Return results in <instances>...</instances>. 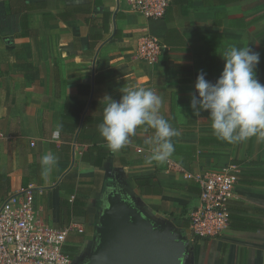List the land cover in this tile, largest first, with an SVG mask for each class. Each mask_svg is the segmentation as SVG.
Masks as SVG:
<instances>
[{
    "label": "crops",
    "instance_id": "0c3cea01",
    "mask_svg": "<svg viewBox=\"0 0 264 264\" xmlns=\"http://www.w3.org/2000/svg\"><path fill=\"white\" fill-rule=\"evenodd\" d=\"M144 35L164 47L154 63L135 53ZM232 46L260 54L255 72L264 84V0H171L157 21L130 11L126 0H0V177L11 179L14 191L8 196L43 193L54 211L50 223L60 229L94 224L99 193L111 181L107 171L120 168L127 190L145 211L170 221L190 241L189 264H264V140L224 142L213 134L208 113L196 115L190 107L198 74L203 71L215 83L225 63L221 56ZM140 88L162 98L159 114L179 133L172 138L171 159L198 172L226 169L237 176L229 227L221 238H189L186 216L200 189L168 172L165 162H147L154 130L138 128L102 167L81 161L89 146H106L98 130L104 96L118 101L125 90ZM77 114L73 138L66 139L64 131L54 139L57 125ZM46 152L58 162L43 175ZM134 176L156 177L162 195L141 196ZM72 179L84 184L79 190L87 197L86 216L66 225L58 201L68 196L60 185Z\"/></svg>",
    "mask_w": 264,
    "mask_h": 264
},
{
    "label": "clouds",
    "instance_id": "9594fccd",
    "mask_svg": "<svg viewBox=\"0 0 264 264\" xmlns=\"http://www.w3.org/2000/svg\"><path fill=\"white\" fill-rule=\"evenodd\" d=\"M221 57L225 63L215 83L203 71L198 74L194 85L198 95L192 96L190 107L196 115L201 110L208 113L213 134L224 142L236 144L252 137L264 140V84L255 72L260 54L248 46H232ZM103 100L107 103L98 130L110 151L123 149L142 127L145 132L154 130L148 163H164L173 155L172 138L179 133L159 114L163 101L153 90H125L118 101L107 95ZM61 131L62 125H57L53 136L59 137ZM57 162L56 155L46 152L40 161L42 174L51 172Z\"/></svg>",
    "mask_w": 264,
    "mask_h": 264
},
{
    "label": "built area",
    "instance_id": "2783aa9c",
    "mask_svg": "<svg viewBox=\"0 0 264 264\" xmlns=\"http://www.w3.org/2000/svg\"><path fill=\"white\" fill-rule=\"evenodd\" d=\"M130 11L148 21L164 17L171 0H126ZM163 45L149 35L140 38L135 53L140 61L154 63L163 53ZM3 134L0 132V139ZM57 139L58 137H54ZM166 169L183 180L199 186L197 203L187 213L190 239L221 238L230 223L231 208L238 178L228 170L198 172L169 158ZM73 198L69 199L72 202ZM81 233L82 226L72 224L60 229L38 214L30 198L8 196L0 201V264H70L66 253L70 232Z\"/></svg>",
    "mask_w": 264,
    "mask_h": 264
},
{
    "label": "water",
    "instance_id": "95a60500",
    "mask_svg": "<svg viewBox=\"0 0 264 264\" xmlns=\"http://www.w3.org/2000/svg\"><path fill=\"white\" fill-rule=\"evenodd\" d=\"M106 175L111 181L99 193L94 245L82 264H189L191 243L186 236L170 221L145 211L122 181V169Z\"/></svg>",
    "mask_w": 264,
    "mask_h": 264
},
{
    "label": "trees",
    "instance_id": "16d2710c",
    "mask_svg": "<svg viewBox=\"0 0 264 264\" xmlns=\"http://www.w3.org/2000/svg\"><path fill=\"white\" fill-rule=\"evenodd\" d=\"M81 108L82 106L79 109V114H81L82 112ZM75 117V120H65L60 122V125H62L61 134H63L65 131L67 132V135H69L66 136V139L73 138L74 133L79 126L80 117L78 114L75 115ZM76 140L77 142H80L82 140L81 133H79ZM112 158L113 151H110L106 146L96 147V145L93 144L82 153L81 161L84 163H88L94 167H102L105 161L111 160ZM34 166L37 167V165ZM31 168L33 167H28V169ZM132 181L137 187L141 196H161L163 193L162 185L154 176H134L132 177ZM35 184L38 187L42 186L41 181L38 177H35ZM80 186H84V184L82 183V185H78L75 179L63 181L60 185V187L64 190L65 195L68 196V198L59 199L58 201V213L60 216L64 217V219L66 220V225L70 223L73 217L86 216L87 197L80 192ZM28 187L29 183L23 180L21 182V189L26 190ZM13 191L14 187L10 177H0V201L6 199L9 194L13 193ZM71 196H73L72 202L69 201V197Z\"/></svg>",
    "mask_w": 264,
    "mask_h": 264
},
{
    "label": "flooded vegetation",
    "instance_id": "af4514ba",
    "mask_svg": "<svg viewBox=\"0 0 264 264\" xmlns=\"http://www.w3.org/2000/svg\"><path fill=\"white\" fill-rule=\"evenodd\" d=\"M96 202V207H99V200L97 199ZM94 224L89 223L84 225L81 233H69L67 237L66 253L69 256L70 264H82L85 260V255L92 249L94 245L92 242Z\"/></svg>",
    "mask_w": 264,
    "mask_h": 264
},
{
    "label": "rangeland",
    "instance_id": "374dc122",
    "mask_svg": "<svg viewBox=\"0 0 264 264\" xmlns=\"http://www.w3.org/2000/svg\"><path fill=\"white\" fill-rule=\"evenodd\" d=\"M21 197L24 198L23 196H21ZM31 199L34 202L36 201L35 205H36V208L38 210V214L40 216L44 215V218H45L46 222L50 223L51 220H52V215L54 214V211L51 208H49V206L47 205V197H45L44 194L41 193V194H36L35 197L31 195ZM44 204L46 205L45 209H42V206ZM83 228H84V225H82V229ZM72 232L76 233L75 231H72Z\"/></svg>",
    "mask_w": 264,
    "mask_h": 264
}]
</instances>
